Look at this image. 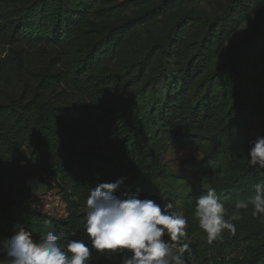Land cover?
<instances>
[{
    "label": "trees",
    "instance_id": "obj_1",
    "mask_svg": "<svg viewBox=\"0 0 264 264\" xmlns=\"http://www.w3.org/2000/svg\"><path fill=\"white\" fill-rule=\"evenodd\" d=\"M146 1L131 0L124 5L140 6ZM262 1L234 0L213 21L186 16L171 29L167 40L189 18L212 35L214 30L234 24L238 13L246 15ZM73 2L24 1L25 10L18 18L0 26L8 47L0 58V247L18 225L30 230L35 240L53 229L61 242L83 240L91 252L88 264H122L121 254L91 248L84 228L89 190L122 176L127 177L126 185L133 186L148 177L172 178V172L162 168L158 159L172 137L184 134L193 144L197 135L217 123L218 100L211 86L226 73L232 80L227 122L218 123L211 147L200 145L205 162L220 172L211 189L224 203L234 197L249 198L254 186L264 183V170L250 166L246 152L232 157L235 145L226 139L249 112L240 63L242 50L252 45L254 37L234 47L218 73L208 78V87L198 100L179 94L167 98L157 110L149 102L133 108L132 121L140 127L133 134L125 122L114 117L132 86L115 71V51L132 21L96 40L82 55L70 57L66 44L84 28L95 0ZM203 70L202 56L183 73L172 75L186 82ZM168 74L161 65L159 80ZM19 167L28 169L23 176ZM41 186L44 193L38 191ZM123 191L122 187L115 194ZM45 199L64 214L45 210ZM189 245L186 264H264V226L234 237L223 232L211 242L193 237Z\"/></svg>",
    "mask_w": 264,
    "mask_h": 264
},
{
    "label": "rangeland",
    "instance_id": "obj_2",
    "mask_svg": "<svg viewBox=\"0 0 264 264\" xmlns=\"http://www.w3.org/2000/svg\"><path fill=\"white\" fill-rule=\"evenodd\" d=\"M24 1L33 3L36 0H0V26L18 18L20 12L25 10ZM126 1L131 0H95L89 7L90 13L84 28L78 30L74 36L76 39L66 44L70 57H78L96 40L108 36L128 21H132V28L124 32L115 51V71L132 86L114 117L119 118L122 123L125 122L124 126L136 134L140 127L132 121L133 108L142 107L149 102V105L155 106L157 110L165 105L167 98L177 97L179 94H184L191 100H198L208 87V78L218 73L234 47L253 36L252 45L242 50L240 63L249 112L240 120V124L232 129V134L225 137L234 142L235 149L230 153L232 157L248 153L250 142L264 136V0L260 4L256 3L250 13H238V20L234 24L229 23L214 30L212 35L208 34L203 24L189 18L176 30L170 42L167 40L169 32L184 17L194 15L213 21L222 16L234 0H148L140 6H125ZM4 35L5 33L1 34L0 31V58L5 57L4 51L8 49L3 41ZM202 56L204 70L201 75L186 82L178 75L179 80H175L172 72L183 73L190 63ZM161 65L169 74L168 78L163 76L159 80ZM231 85L232 80L227 73L212 83V94L218 100L214 116L217 123L197 135L196 143L190 144L183 134L172 137L166 144V149L157 163L162 168H168L172 172V178L148 177L137 186L132 183L126 185L133 192L138 191L141 199L154 200L162 207L171 202L173 208L169 211L187 219V235L181 239V244H190L193 237H198L202 242L209 241L206 233L199 227L194 211L197 198L212 188V183L220 172L218 168L205 162L200 145L205 149L211 147L213 134L219 129L218 123L227 122L225 113L230 104ZM27 170L19 167L18 172L23 176ZM38 191L44 193L45 189L41 186ZM247 199L234 197L232 201L222 203L225 219H229L233 214L241 217L233 221L234 233L224 231L232 234V237L237 233L242 235L255 226H264V214L254 217L251 206L248 209L236 210V203ZM44 206L45 210L56 215L64 214L54 207L49 199H45Z\"/></svg>",
    "mask_w": 264,
    "mask_h": 264
},
{
    "label": "clouds",
    "instance_id": "obj_3",
    "mask_svg": "<svg viewBox=\"0 0 264 264\" xmlns=\"http://www.w3.org/2000/svg\"><path fill=\"white\" fill-rule=\"evenodd\" d=\"M247 154L250 166L264 170V136L250 142ZM126 180L122 176L89 190L84 228L91 248L121 254L122 264H186L184 254L190 252V245L180 241L187 235V219L169 211L171 202L162 207L154 200L141 199L138 191L126 186ZM122 187L124 191L116 195ZM249 206L254 217L264 214V183L256 184L254 195L239 200L235 208ZM224 211L215 189H208L196 200L194 216L209 242L225 230L235 232L233 221L241 217L233 214L225 219ZM0 255V264H88L91 252L83 240L61 242L53 229L35 240L30 230L18 225L0 247Z\"/></svg>",
    "mask_w": 264,
    "mask_h": 264
}]
</instances>
